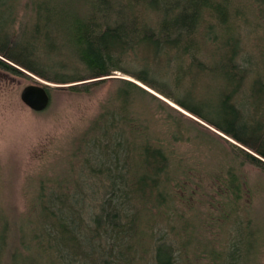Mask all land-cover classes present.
<instances>
[{"label":"trees","instance_id":"16d2710c","mask_svg":"<svg viewBox=\"0 0 264 264\" xmlns=\"http://www.w3.org/2000/svg\"><path fill=\"white\" fill-rule=\"evenodd\" d=\"M22 5L0 0L1 70L67 84H43L49 94L90 92L122 71L235 141L218 135L235 197L240 165L264 172V0H26L30 24L18 20ZM112 100L79 138L75 179L41 185L30 216L0 201V264H199L198 251L210 264H257L261 229L234 196L222 202L230 234L218 248L185 218L176 144L207 143L202 123L130 80Z\"/></svg>","mask_w":264,"mask_h":264},{"label":"rangeland","instance_id":"374dc122","mask_svg":"<svg viewBox=\"0 0 264 264\" xmlns=\"http://www.w3.org/2000/svg\"><path fill=\"white\" fill-rule=\"evenodd\" d=\"M25 3L26 0H22L19 17L25 13ZM5 15L10 21V11H5ZM32 19L29 14H24L18 20L30 24ZM31 31L28 28V32ZM62 41L59 37V40L52 42L60 44ZM51 58L48 55L42 56L45 60ZM27 73L31 76L20 77L0 69V201L4 202L0 204L15 219L30 216L34 206L33 197L41 185L48 187L64 177L75 179L77 175L73 169L86 153V147L80 143L79 138L89 131L92 120L104 112L103 105L113 101L115 89L125 79L135 82L204 126L202 131L207 135V143L193 140L176 144V153L181 156L187 168L183 180L189 186L182 208L186 220H197L198 234L204 242L208 241L218 248L227 241L230 232L227 220L222 216L225 208L222 202L227 201L226 196L233 198L234 194L225 186L228 159L223 150L230 148V145L218 135L235 143L232 138L190 114L155 89L118 70L113 71L110 77L90 92L53 90L47 108L34 111L21 101L20 91L28 83L46 80ZM49 83L53 87L67 85ZM151 104L150 115L155 112L158 114L153 99ZM169 110L163 105L161 115L165 117ZM170 112L178 116L175 111ZM183 121L191 125L193 133L202 129L188 118L184 117ZM237 170L243 182L242 192L234 196L237 198V209L241 218L251 217L254 226L261 229L257 264H264V172L248 164L240 165ZM198 253L196 261L199 264H210L207 253Z\"/></svg>","mask_w":264,"mask_h":264},{"label":"water","instance_id":"95a60500","mask_svg":"<svg viewBox=\"0 0 264 264\" xmlns=\"http://www.w3.org/2000/svg\"><path fill=\"white\" fill-rule=\"evenodd\" d=\"M39 81L40 83L25 85L20 91L21 101L34 111L44 110L50 102V95L43 84H51L46 81Z\"/></svg>","mask_w":264,"mask_h":264},{"label":"bare ground","instance_id":"6f19581e","mask_svg":"<svg viewBox=\"0 0 264 264\" xmlns=\"http://www.w3.org/2000/svg\"><path fill=\"white\" fill-rule=\"evenodd\" d=\"M46 82H47V81H46ZM32 83H34V82H32ZM48 83H49V82H48ZM28 84H29V83H28ZM26 85H27V84H26ZM46 85H47V84H46ZM49 95H50V94H49ZM46 108H47V107H46ZM46 108H45V109H46ZM45 109H44V110H45Z\"/></svg>","mask_w":264,"mask_h":264}]
</instances>
